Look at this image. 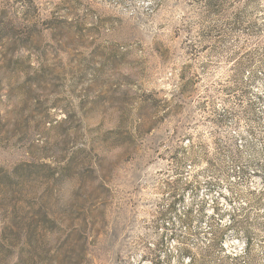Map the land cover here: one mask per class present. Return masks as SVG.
Here are the masks:
<instances>
[{
	"label": "rangeland",
	"instance_id": "obj_1",
	"mask_svg": "<svg viewBox=\"0 0 264 264\" xmlns=\"http://www.w3.org/2000/svg\"><path fill=\"white\" fill-rule=\"evenodd\" d=\"M128 12L0 0V264H264V0Z\"/></svg>",
	"mask_w": 264,
	"mask_h": 264
},
{
	"label": "built area",
	"instance_id": "obj_2",
	"mask_svg": "<svg viewBox=\"0 0 264 264\" xmlns=\"http://www.w3.org/2000/svg\"><path fill=\"white\" fill-rule=\"evenodd\" d=\"M109 7L126 6L130 15H135L139 11L152 12L156 4L161 0H140L141 3H136L139 0H99Z\"/></svg>",
	"mask_w": 264,
	"mask_h": 264
},
{
	"label": "trees",
	"instance_id": "obj_3",
	"mask_svg": "<svg viewBox=\"0 0 264 264\" xmlns=\"http://www.w3.org/2000/svg\"><path fill=\"white\" fill-rule=\"evenodd\" d=\"M255 197L253 199V202L258 204L261 201V198L264 197V191H259L257 194H254Z\"/></svg>",
	"mask_w": 264,
	"mask_h": 264
}]
</instances>
